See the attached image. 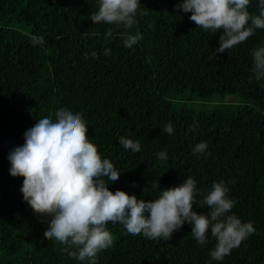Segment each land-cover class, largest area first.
<instances>
[{
  "label": "trees",
  "instance_id": "obj_1",
  "mask_svg": "<svg viewBox=\"0 0 264 264\" xmlns=\"http://www.w3.org/2000/svg\"><path fill=\"white\" fill-rule=\"evenodd\" d=\"M181 2L140 0L128 29L92 22L100 0H0V264H87L69 256L75 248L44 237L51 217L34 213L20 191L23 177L9 171V153L24 144V133L62 108L82 115L89 140L120 171L115 182L104 178L111 191L154 200L192 177L193 210L206 214L204 196L224 182L236 202L227 215L256 229L216 261V238L209 231L200 245L187 222L168 241L108 224L113 244L97 264H264V78L252 71L264 29L210 59L222 32L196 27ZM248 11L258 15L259 0ZM137 34L142 39L125 47ZM169 123L172 134L162 131ZM120 137L141 150H126ZM200 142L207 149L193 154Z\"/></svg>",
  "mask_w": 264,
  "mask_h": 264
},
{
  "label": "clouds",
  "instance_id": "obj_2",
  "mask_svg": "<svg viewBox=\"0 0 264 264\" xmlns=\"http://www.w3.org/2000/svg\"><path fill=\"white\" fill-rule=\"evenodd\" d=\"M251 0H182L177 4L183 12H191L189 19L198 28L219 37V47L211 58L232 49L254 35L255 29H264V0H259V14L248 11ZM140 0H100L97 12L90 15L93 23L122 24L132 28L140 7ZM146 14V13H142ZM142 35H128L125 47L131 48ZM34 44L43 43L42 37H32ZM105 54H110L105 49ZM96 58L97 53L92 52ZM252 71L257 80L264 78V47L253 49ZM163 132L172 134L171 123ZM88 126L80 113L59 109L55 120L38 119L24 133V144L15 147L8 156L10 175L23 177L20 191L34 213L49 216V227L44 232L48 240L55 239L67 248H75L69 256L87 264H97L98 253L110 248L113 235L108 224H122L128 234L143 235L148 239L168 241L174 232L187 222L200 245L208 242L209 231L216 238L211 258L222 261L232 249L256 233L252 222L242 223L236 215H227L235 205L228 197L224 182L213 184L201 204L208 213L193 210L196 203L197 181L188 177L179 186L160 190L159 181L153 187L160 190L156 199H138L123 190L115 192L108 187L119 179L113 163L102 158L97 146L87 136ZM123 147L139 152L138 141L120 137ZM206 142L193 148V154L204 153ZM167 160V153L158 154ZM64 249H62L63 251Z\"/></svg>",
  "mask_w": 264,
  "mask_h": 264
},
{
  "label": "rangeland",
  "instance_id": "obj_3",
  "mask_svg": "<svg viewBox=\"0 0 264 264\" xmlns=\"http://www.w3.org/2000/svg\"><path fill=\"white\" fill-rule=\"evenodd\" d=\"M232 99H235L236 101L239 100V98L237 97V95H226L225 96V101H231Z\"/></svg>",
  "mask_w": 264,
  "mask_h": 264
}]
</instances>
